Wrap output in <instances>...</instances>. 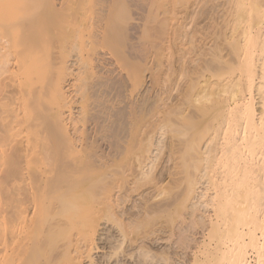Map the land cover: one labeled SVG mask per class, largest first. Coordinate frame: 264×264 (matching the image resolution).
I'll return each mask as SVG.
<instances>
[{
	"label": "bare ground",
	"instance_id": "6f19581e",
	"mask_svg": "<svg viewBox=\"0 0 264 264\" xmlns=\"http://www.w3.org/2000/svg\"><path fill=\"white\" fill-rule=\"evenodd\" d=\"M88 1L102 10L106 0ZM80 2L0 0V264H264V0H202L209 12L203 7L199 46L185 27L198 64L186 56L195 47L182 44V64L173 70L171 54L166 79L150 65L125 76L119 60L143 57L141 44L125 50L118 38L129 26L105 29L103 17L78 11ZM105 43L122 78L144 88L157 82L154 121L136 132L134 146L115 123L109 129L118 133L110 129L101 148L105 119L86 125L90 104L107 106ZM161 43H151L159 67ZM147 184L150 196L130 203ZM163 216L166 226L138 233L144 220L155 225ZM105 217L118 231L102 237ZM157 232L178 249H153L147 239Z\"/></svg>",
	"mask_w": 264,
	"mask_h": 264
},
{
	"label": "rangeland",
	"instance_id": "374dc122",
	"mask_svg": "<svg viewBox=\"0 0 264 264\" xmlns=\"http://www.w3.org/2000/svg\"><path fill=\"white\" fill-rule=\"evenodd\" d=\"M82 2H80V5H79V3H78V6H80V8H79V10L78 9H75V10H78V11H81L82 12V10H83V13H86V12H88L90 15H89V18L87 17V19H91V15L93 16V17H97V20H98V18L99 17H103L105 20V29H106V26H107V28H108V30H109V28H115V26H118L119 25V27L120 28H122L124 25H126L127 27L126 28H128V26H129V29H127V34H125L124 36H125V38H124V36H123V34H122V36H119V38H118V40L120 39V37H121V40L119 41L120 42V46H125V47H123L125 50H127V51H129V49H127V47L128 46H126V44H130V43H132V44H134V42H135V45H139V44H141L140 46V48L141 49H143V57H142V55H141V57H139V59L138 60H136L135 58V55H133L134 57H131V58H133L132 60L130 59V60H128L127 62L125 61V60H119L120 62H119V64H121V65H123V67H121V69H123V70H121V72L125 75V73L127 74L128 72H130V70L132 69V68H135V66L137 67V68H142L143 67V65H145L143 68H148V65H150V68H148L147 69V71H151L153 74L154 73H156L155 75H161V78L162 79H166L167 78V74H168V71L171 73V72H173V70H178L179 68L178 67H180V65L182 64V62H181V59H179V57L181 58V51H180V49H181V47L180 46H183V47H185V48H190V50L192 49L191 47L193 46V47H195V49L197 48V46L196 45H198L199 46V42H200V40H201V28L203 27V24H204V19H205V13H206V10H204V8L205 9H207L208 7H209V9L213 6V2L211 1V3H210V5L211 6H208L207 8L206 7H204L203 6V3H202V0H179V2H178V0H159V1H157V0H154V2L156 1V3L154 4L153 3V5L151 4H149L150 2L152 3L153 1L152 0H146V6L144 5L145 3H144V1L145 0H140L139 2L137 1V0H106L105 1V6H103V8L104 9H102L101 10V5L100 4H96L97 2L96 1H94V2H91V4H93V6H99L100 7V9H98V7H96L97 9H95V7H92V5L91 4H89V1L88 0H81ZM88 1V2H87ZM143 1V2H142ZM150 1V2H149ZM186 1V2H185ZM87 2V3H86ZM119 2V3H118ZM126 2H128L129 4H127ZM141 2V3H140ZM149 2V3H148ZM125 3V4H124ZM142 3H144L143 5L144 6H140ZM147 3H148V5H150V6H148L147 5ZM103 4V5H104ZM160 4H162L161 6H160ZM166 6H165V5ZM181 4V5H180ZM202 4V5H201ZM112 5H113V8H112ZM126 5H128V6H126ZM154 5H155V7H154ZM127 8H126V7ZM134 6V7H133ZM157 6V7H156ZM189 8H188V7ZM84 7V8H83ZM85 7H92L93 8V10L90 12V10L89 11H87V9L85 8ZM108 7V8H107ZM133 9H132V8ZM142 7V8H141ZM204 7V8H203ZM65 8H66V6H65ZM73 8H75V6L73 7ZM77 8V7H76ZM92 8H90V9H92ZM112 8V9H111ZM146 8H152L151 10L150 9H146ZM154 8V9H153ZM67 9V8H66ZM65 9V10H66ZM82 9V10H81ZM85 9V10H84ZM121 9V10H120ZM129 9V10H128ZM137 9V10H136ZM144 9H146V11L144 10ZM63 8H62V11L61 10H59V11H61L60 13H62L63 11H65ZM74 10V11H75ZM100 11L101 10V12L100 13H98V12H96V11ZM123 10H125V11H123ZM153 10V11H152ZM204 12H203V11ZM208 10V9H207ZM211 11L209 12V10L207 11V13L209 12V13H212V8L210 9ZM77 11V12H78ZM85 11V12H84ZM105 11V12H104ZM124 12L123 14H121V12ZM129 11V12H128ZM76 12V11H75ZM75 12H73V13H75ZM81 12H79L80 14H82ZM96 12V13H95ZM171 12V13H170ZM203 12V13H202ZM87 13V14H88ZM92 13V14H91ZM94 13V14H93ZM104 14V15H97V14ZM115 13V14H114ZM129 13V14H128ZM197 13V14H196ZM96 14V15H95ZM157 14V15H156ZM52 15V14H51ZM50 15V16H51ZM77 15H79L78 13L76 14L75 13V16H74V18H76V16ZM135 15V16H134ZM64 16H66V15H64ZM80 16V15H79ZM77 17L76 18V20H78V18H80V17ZM151 16V17H150ZM67 17V16H66ZM65 17V18H66ZM92 17V18H93ZM149 17V18H148ZM154 17H156V18H154ZM174 17V18H173ZM68 18V17H67ZM127 18H128V20H127ZM133 18V19H132ZM157 18H159V19H157ZM170 18V19H169ZM73 19V18H72ZM126 19V20H125ZM139 19V20H138ZM155 19H157V20H155ZM169 19V20H168ZM69 20V19H68ZM94 20V18L92 19V21ZM97 20H94V21H97ZM69 21H71V20H69ZM126 21H128V22H130L132 25H133V28H131L132 27V25L131 24H129L128 25V22H126ZM133 21H135V23L133 22ZM162 21H163V24H162ZM169 21V22H168ZM138 22L139 23H141L142 24V27H141V25H139L138 26ZM150 22V23H149ZM181 22V23H180ZM71 23H73L72 21H71ZM125 23H127V24H125ZM164 23H167V24H164ZM110 24V25H109ZM124 24V25H123ZM138 26V27H141L139 30H138V27H137V29H135V27H136V25ZM177 24V25H176ZM201 24H202V26H201ZM112 25V26H111ZM131 25V26H130ZM148 25V26H147ZM150 25V26H149ZM160 25V26H159ZM164 25V26H163ZM168 27H167V26ZM184 25V26H183ZM154 26V27H153ZM186 26H188L189 27V32L188 33H190V31H191V33H192V35H193V41L196 43V45H194L195 43L193 42V44H191L190 43V41L188 42V38H189V35H188V33L186 32V29H185V27ZM118 27V28H119ZM150 27V28H149ZM156 27V28H155ZM158 27V28H157ZM166 27V28H165ZM177 27L178 28H180V29H177ZM195 27V28H194ZM125 28V26L123 27V29ZM132 30H131V29ZM148 28V29H147ZM187 28V27H186ZM198 28V29H197ZM145 29V30H144ZM153 29V31H150V30H152ZM159 29H161V32L159 31ZM165 29H167L168 31H170L169 33H168V31H166V32H164L165 31ZM181 30V32H179V31H177V30ZM193 29V30H192ZM135 30V31H134ZM142 30H143V32H148V33H146L147 34V36H146V34L145 33H143L142 32ZM157 30V31H156ZM164 30V31H163ZM187 30V31H188ZM177 32V33H174V32ZM199 31V32H198ZM132 32V33H131ZM134 32V33H133ZM152 32V33H151ZM157 32V33H156ZM159 32V33H158ZM199 33V34H197V33ZM131 33V34H130ZM153 34V36L151 35V34ZM156 35H155V34ZM162 33H163V35H162ZM167 35H166V34ZM171 33V34H170ZM180 33H182V34H184V33H187V35L185 36V37H183V39L181 38L180 39V37H182L181 36V34L179 35ZM190 33V34H191ZM132 34H134L133 36L134 37H132ZM169 34V35H168ZM176 34H178V36H180L178 39H177V35ZM131 35V36H130ZM137 35V36H136ZM144 35H145V37H144ZM159 35V36H158ZM174 35V36H173ZM198 35V36H197ZM160 36H162V37H160ZM164 36H165V38H166V40H164L165 38H164ZM176 36V37H175ZM131 37L133 38V39H131ZM159 39H158V38ZM188 37V38H187ZM138 38V39H137ZM140 38V39H139ZM160 38H163V40L161 41L160 40ZM197 38V39H196ZM131 40L130 42H128L127 43V41H129V40ZM168 39H172V41L170 42V43H168L167 42V40ZM176 39V40H175ZM106 40V39H105ZM123 40L125 41V43H124V45H123ZM155 40H157V41H160V42H162L161 44L163 45V47H162V53H164L163 55H162V57H161V62H162V60H163V64H162V66L161 67H159V65H158V61H157V59H156V57L154 56L155 54H153V44H151L152 43V41H155ZM181 40H183V41H181ZM187 40V41H186ZM141 41H143V42H141ZM166 41V42H165ZM106 42H107V40H106ZM187 42L189 43V44H187ZM139 43V44H138ZM175 43V44H174ZM173 44V45H172ZM182 44H185V46L184 45H182ZM164 45L167 47H164ZM179 45V46H178ZM191 45V46H190ZM145 46V47H144ZM152 46V47H151ZM105 47H106V49H105V53L106 54H108V56H105V58L107 57V60H105V104L107 105H105L106 107H105V109H101V111H99L100 109H94V108H96V107H93L92 106V104H90L91 106H89L90 107V109L91 110H89V111H93V112H90L89 114H88V119H87V123H86V125L87 126H89V123L91 122H93V123H95V121L99 124V122H101V121H103V119H105V137L107 136L108 137V135H109V138H110V140L111 139H113V133H112V131L114 130H112L111 128V130L112 131H109L110 129H109V126H111L112 128H113V126L115 127V126H117V125H120V129L118 130V129H116V130H118V132H119V134H120V131H121V129H122V132L123 133H121V134H123V135H125V136H128L127 134H129L130 136H132L131 138H133L132 140H130V139H128V143L126 144V145H129L130 146V143L129 142H131L132 141V146H134L133 144H135L134 143V137H135V135H136V132L138 131V130H145L146 128H147V126H145V125H147L148 124V128L147 129H150L151 128V125H152V121H154V107L153 106H155L156 105V103H155V101H156V95H157V93H155V89H156V86H157V82H153V84L151 83V85H152V89L150 88V87H146V88H144V85L142 84V85H137V87H139V88H137L136 87V85L135 84H132L131 82H129V79H127L125 76V78L123 77H121L122 76V74H120V71H118L116 68H117V66L116 65H114V64H110V62H112L111 60H110V57H111V55H110V52L112 51L111 50V48L108 46V43H105ZM112 47V49H113V46H111ZM168 47H170V48H172L173 50H171V49H169ZM182 47V48H183ZM129 48V47H128ZM178 48V49H177ZM170 51H169V50ZM191 50L190 52H192L191 54L189 53V54H187L186 56H187V59H188V63H189V65H191V66H193V65H196V64H198V58L199 57H197V56H200V55H198V53H197V49L196 50ZM149 50V51H148ZM126 51V52H127ZM146 51H147V53H146ZM172 51V52H171ZM108 52V53H107ZM171 52V53H170ZM147 55H146V54ZM128 54H130V52L128 53ZM171 54H175L174 55V58H173V60H174V68H173V70H171V68L169 67V66H167V64H168V62L172 59V57H173V55L171 56ZM146 55V56H145ZM152 56H154V57H152ZM166 56H167V58H166ZM177 56H179L178 58H177ZM195 56V57H194ZM113 57V56H112ZM166 59H165V58ZM191 57V58H190ZM192 57H194L195 59H197V61L196 60H192V59H194V58H192ZM176 58V59H175ZM190 58V59H189ZM141 59V60H140ZM145 60V61H144ZM154 60V61H153ZM134 61V62H133ZM157 61V62H156ZM107 62H108V64L109 65H111V66H109L108 64H107ZM124 62V63H123ZM129 62V63H128ZM131 62V63H130ZM138 62V63H137ZM141 64H140V63ZM157 63V66H156V63ZM118 63V62H117ZM137 63V64H136ZM143 63V64H142ZM170 64V63H169ZM176 64V65H175ZM133 67H132V66ZM142 65V66H141ZM163 65H164V67H163ZM114 66V67H113ZM131 67V68H130ZM167 67V68H166ZM168 67H169V70H168ZM109 68V69H108ZM153 68V69H152ZM162 70H161V69ZM129 71H128V70ZM152 69V70H151ZM160 69V70H159ZM128 71V72H125V71ZM133 71H135L136 70V68L135 69H132ZM131 70V71H132ZM159 70V71H158ZM108 71V72H107ZM161 71V72H160ZM151 72H146V75L148 74V79H150V76H149V73L150 74H152ZM167 72V73H166ZM131 73V72H130ZM133 73V72H132ZM131 73V74H132ZM161 73V74H160ZM164 74H165V76H164ZM111 76V78H110V76ZM163 75V76H162ZM107 76V77H106ZM174 76H177V74L176 75H174ZM108 78H109V81H107L108 80ZM146 78V79H147ZM124 79H125V83L123 82L124 81ZM71 81V80H70ZM131 81V80H130ZM148 81V80H147ZM150 81V80H149ZM127 83V84H126ZM131 83V84H130ZM174 81L171 83L170 82V84H168L167 85V83H166V87L162 90V92H163V97H166V94L164 93L166 90H167V86H172V85H174ZM149 84V83H148ZM70 85H72V83L70 82V84H69V86ZM132 85V86H131ZM142 86V87H141ZM154 86V87H153ZM72 87V86H71ZM69 88V90H73L72 88ZM145 89V90H143V89ZM147 88H150V89H147ZM159 88H157V90H158ZM134 90V91H133ZM150 90V91H149ZM151 93V94H150ZM177 94V93H179V92H177L176 93V91H174L173 92V96H175V94ZM146 96H145V95ZM130 96V97H129ZM146 98H145V97ZM143 97H144V99H146V101L143 99ZM155 99H154V98ZM108 98V99H107ZM153 98V99H152ZM131 99V100H130ZM144 100V101H143ZM133 101H135V102H133ZM146 104H144V103ZM162 102L163 101H161V104H162ZM130 103H131V105H132V109L131 108H129V106H130ZM136 104V109H138L139 110V113H137L138 112V110H136V112H135V108H134V105ZM119 104V105H118ZM134 104V105H133ZM140 104H142V106H139ZM145 105V106H144ZM74 106H78V104L77 103H75L74 104ZM121 108H120V107ZM124 107V109H122L123 107ZM149 106V107H148ZM141 109H140V108ZM144 107V108H143ZM120 108V109H119ZM77 109V108H76ZM114 109V110H113ZM126 109V110H125ZM146 109V110H145ZM149 109H150V112H149ZM99 112H98V111ZM108 110V111H107ZM131 110V111H130ZM142 110V111H141ZM97 111V112H96ZM108 112V113H104V112ZM115 111V112H114ZM128 113V112H130V114L132 113V111H133V115H135V119L133 118V116H129L130 114L128 113H126V112ZM118 112H119V114H118ZM101 115H100V114ZM123 114V115H121V114ZM146 115H145V114ZM153 113V114H152ZM98 114H99V116H98ZM104 114H106V115H104ZM118 114V115H117ZM138 114V115H137ZM152 114V115H151ZM91 115V116H90ZM94 115V116H93ZM120 115V116H119ZM111 116V117H110ZM91 119H90V118ZM107 117V118H106ZM122 119V123H121V119ZM123 117L125 118V119H123ZM130 117H132V118H130ZM112 118V119H111ZM119 118V119H118ZM127 118V119H126ZM151 118V119H150ZM107 119V120H106ZM114 119V120H113ZM134 119V120H133ZM137 119V120H136ZM100 120V121H99ZM114 121V122H111V121ZM125 120V121H124ZM149 120V121H148ZM152 120V121H151ZM90 121V122H89ZM99 121V122H98ZM116 121V122H115ZM135 121V122H134ZM148 121V122H147ZM150 122H152V123H150ZM90 123V124H91ZM115 123H118L117 125H115ZM146 123V124H145ZM109 124H112V125H109ZM124 124H126L125 126H124ZM130 124V125H129ZM108 125V126H107ZM123 125V126H122ZM141 126V127H140ZM143 126V127H142ZM126 129V130H124V128ZM136 127V128H135ZM146 127V128H145ZM141 128H143V129H141ZM145 128V129H144ZM128 129V130H127ZM133 131H132V130ZM146 129V131H148ZM115 130V131H116ZM115 131H113V132H115ZM127 131L128 132H130V133H127ZM135 131V133H133ZM117 132V133H118ZM99 133V132H98ZM103 133V132H102ZM102 133H100V134H102ZM116 132L114 133L115 135L117 134ZM125 133H127V134H125ZM111 135H112V137H111ZM102 136V135H101ZM103 138V139H101V142H102V144L103 145H101V143H99L100 144V146H101V148H105V147H108V143L110 142L109 141V138ZM108 140V141H107ZM104 141H105V145H104ZM99 147V146H98ZM98 147H96L95 148V150H98L99 148ZM107 149V148H106ZM162 166H166L168 163H166L167 162V158H166V154L164 155V154H162ZM164 159V160H163ZM166 161V162H165ZM116 168V167H115ZM147 187V188H146ZM151 187V188H150ZM143 188V189H142ZM144 188H146V189H149V190H151V189H154V185H149V184H147V186H143V187H141V191H140V188L137 190V194H136V191H133V194H135V195H132V193L130 194L131 196H132V198H131V196H130V203L132 202V204H135L136 205V202H134V200H137V199H135L136 197H134V196H138V198L140 197V198H142V196H140L139 195V193L140 192H142V194H143V192L145 193L144 195H147V196H150V193H149V195L147 194V191H149V190H144ZM150 192V191H149ZM152 192V191H151ZM152 195V194H151ZM139 198V199H140ZM138 199V200H139ZM133 200V201H132ZM127 202H129V201H127ZM130 203H126L128 206V208H134V206L132 205V204H130ZM132 206V207H131ZM131 209V211H135V210H138L136 207V209L134 208V209ZM135 212H137V211H135ZM107 218L105 217V220H101V223H102V225L100 226L101 228H100V230H101V233H102V237H105L107 234H108V231L109 232H114V233H116V231H118L117 230V228L115 227V226H113V224L111 223V222H109V221H107L106 220ZM161 219H165V223L167 222V218L165 217V216H163V217H160L158 220H157V222L154 220V222L155 223H157L158 224V226H157V224H155L154 222V224L155 225H153L152 223H147L148 221H143L144 222V224H142L141 225V227H139V229H138V233H140V235H145V234H148V233H150L151 232V230H150V228H152V227H154V228H157V227H159V226H166L167 224H165V223H163L162 224V222H164V221H162ZM153 221V220H152ZM151 222V221H150ZM147 223V224H146ZM148 224H150L151 226L149 227V225ZM144 227V229H143V227ZM143 229V230H141V232L143 231V233H141V232H139V230L140 229ZM145 230H148V232H146ZM103 231V232H102ZM160 233L161 232H157V234H159V235H157V234H154V235H152L151 236V238L150 239H147L149 242H150V240H151V242H150V244L154 247L153 249H155V250H161V249H163V248H165L167 245H173L174 243H172V240H170L171 241V243L169 242V240H166V239H164V237H165V235L163 234V233H161L162 235H160ZM159 236L161 237V238H159ZM156 237V239L157 240H155L154 238ZM162 239H164V240H162ZM153 240H155V241H153ZM168 241V242H167ZM167 242V243H166ZM153 243V244H152ZM168 243H170V244H168ZM177 244V243H176ZM176 244H174L173 245V249H174V247L175 248H177L178 246L176 245ZM99 245L100 246H102V250H99V252H100V254H101V252L102 251H104V250H106L107 249V247H103L104 246V243H103V241H100L99 242ZM106 245V244H105ZM177 246V247H176ZM163 247V248H162ZM178 249V248H177ZM177 249H175V250H177ZM178 251V250H177Z\"/></svg>",
	"mask_w": 264,
	"mask_h": 264
}]
</instances>
